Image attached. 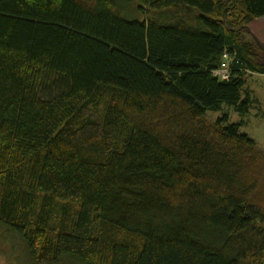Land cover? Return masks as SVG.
<instances>
[{"label":"trees","instance_id":"trees-1","mask_svg":"<svg viewBox=\"0 0 264 264\" xmlns=\"http://www.w3.org/2000/svg\"><path fill=\"white\" fill-rule=\"evenodd\" d=\"M260 17L264 0H0V228L25 264H264V151L205 117L248 110Z\"/></svg>","mask_w":264,"mask_h":264},{"label":"rangeland","instance_id":"rangeland-1","mask_svg":"<svg viewBox=\"0 0 264 264\" xmlns=\"http://www.w3.org/2000/svg\"><path fill=\"white\" fill-rule=\"evenodd\" d=\"M136 6L137 4L123 1L121 14L127 18L141 20L143 15ZM248 27L250 31H248L247 36L253 39L251 34H254L260 42L264 43V17L254 20ZM255 48L261 56V61L264 60V52L257 45ZM224 56L223 63L227 58V56ZM223 63L213 72L215 76L217 75L216 72L224 68ZM245 88L250 93L249 107L246 112L240 113L235 111L232 106L222 104L217 110L206 111L205 117L209 121H215L223 114H227V123L242 122L239 126L240 131L248 134L256 142L257 147L264 151V73H251L247 78ZM25 263V255L21 251L19 241L10 232L0 228V264Z\"/></svg>","mask_w":264,"mask_h":264},{"label":"built area","instance_id":"built-area-1","mask_svg":"<svg viewBox=\"0 0 264 264\" xmlns=\"http://www.w3.org/2000/svg\"><path fill=\"white\" fill-rule=\"evenodd\" d=\"M224 66V68H222L221 70H219L216 76H219V78L221 80L227 79L229 77V68H228V59H226V61L222 64Z\"/></svg>","mask_w":264,"mask_h":264},{"label":"water","instance_id":"water-1","mask_svg":"<svg viewBox=\"0 0 264 264\" xmlns=\"http://www.w3.org/2000/svg\"><path fill=\"white\" fill-rule=\"evenodd\" d=\"M247 30L250 31L249 27L247 26ZM254 42L261 48V50L264 52V43L260 42L259 39L254 35L251 34Z\"/></svg>","mask_w":264,"mask_h":264},{"label":"flooded vegetation","instance_id":"flooded-vegetation-1","mask_svg":"<svg viewBox=\"0 0 264 264\" xmlns=\"http://www.w3.org/2000/svg\"><path fill=\"white\" fill-rule=\"evenodd\" d=\"M257 45V44H256ZM258 46V45H257ZM259 47V46H258ZM256 49V48H255ZM257 51V50H256Z\"/></svg>","mask_w":264,"mask_h":264}]
</instances>
